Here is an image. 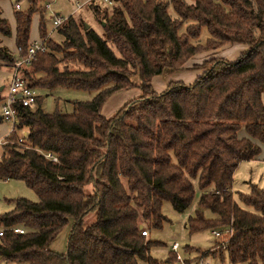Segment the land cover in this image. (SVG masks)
<instances>
[{
    "label": "trees",
    "instance_id": "obj_1",
    "mask_svg": "<svg viewBox=\"0 0 264 264\" xmlns=\"http://www.w3.org/2000/svg\"><path fill=\"white\" fill-rule=\"evenodd\" d=\"M41 1L27 0L31 8L14 13L19 57L27 54L34 5ZM112 2L89 5L101 34L70 16L56 28L60 45L45 38L44 12L39 16L46 52L33 56L22 79L34 90L64 89L91 100L72 102L70 115L18 108L16 130L26 135L13 132L7 139L22 143L1 146L0 181L23 182L37 202L16 199L0 216V259L174 264L175 254L164 263L152 259L150 247L158 243L141 233L146 223L162 228L165 205L184 214L197 197L188 234L219 232L225 240L215 246L227 252L229 264H264V189L252 185L249 194H237L239 203L231 189L239 164L260 160L264 148V0ZM203 29L208 37L201 42ZM0 35L10 37L1 10ZM229 44L247 50L234 62L196 67L202 73L190 85L152 89L154 77ZM15 61L0 44V64ZM134 88L136 99L113 117L102 116L113 95ZM90 213L95 221L84 226ZM69 222L65 253H55L51 244Z\"/></svg>",
    "mask_w": 264,
    "mask_h": 264
},
{
    "label": "rangeland",
    "instance_id": "obj_2",
    "mask_svg": "<svg viewBox=\"0 0 264 264\" xmlns=\"http://www.w3.org/2000/svg\"><path fill=\"white\" fill-rule=\"evenodd\" d=\"M84 0H43L39 4H35L36 12L38 15L44 12L43 20L46 25V37L49 40H52L57 45L62 43V39H59L56 29L53 28L52 19L53 16H59L60 18L65 17H73L75 19L81 18L87 26L92 27L98 34H101V30L97 25L92 12L89 6H86ZM47 2H51L52 9L47 10L45 8V4ZM77 4H81L82 8L80 11H77ZM19 5L21 10L26 11L28 8H31L28 4L27 0H0V10L3 13V17L9 23L10 31L12 34L15 33V21H14V12L15 6ZM74 11V14H70ZM75 11H77L75 13ZM36 13L31 17V33L30 40H38V21L39 16ZM70 14V15H69ZM69 15V16H68ZM13 31V32H12ZM52 33V37H51ZM208 35L206 31L203 29L199 40L204 42L207 39ZM53 38V39H52ZM55 39V40H54ZM7 43L4 45L7 48L13 47L11 38L6 39ZM244 46L241 45H225L221 48L220 53L217 55L215 52L207 53L204 58L199 59L200 64L196 67H200L204 65V63H208L212 60H227L229 62H234L239 57H241L245 52ZM218 51V50H217ZM202 55V54H200ZM196 55V56H200ZM60 59V56H58ZM2 64H0V67ZM5 65V64H3ZM10 68L14 69V63L7 64ZM58 67L62 69L64 67L63 63H59ZM71 68H74L73 65H70ZM194 67V68H196ZM10 68H2L0 70V87H5V91L9 84V80L11 79V69ZM182 69V68H181ZM180 69V70H181ZM196 70V69H195ZM184 71V70H183ZM187 77V80H184V84H187L186 81H190L188 84L193 83L196 80V76L198 75L196 72L187 71L184 73ZM163 75L162 77H165ZM181 76V75H179ZM194 77V78H193ZM161 83L163 81H160ZM132 83L137 86L140 84L139 76H135L132 78ZM187 84V85H188ZM152 89L156 93L159 92L162 88H160L159 84L153 82ZM37 96L39 97V101L41 102L40 106H35V109H41V111L45 114H52L55 111H59L62 114L70 115L73 113L72 102L74 101H90L91 96L84 93L66 91L64 89H58L53 92L50 91H40L38 90ZM139 90L131 89L127 92H121L112 98H110L107 104L104 106L102 111V116L106 119L113 117L116 112L126 103L127 101L136 99L139 95ZM1 100L3 97H1ZM0 105L2 103L0 102ZM1 113V106H0ZM12 124L10 122H2L0 123V142H3L10 134L12 133ZM17 135L21 136L23 131H18L15 129ZM243 134V132H242ZM20 139V138H19ZM18 142H11L9 139H6L4 144L7 143H16L20 145ZM102 144V141L96 140ZM2 145V146H3ZM264 155V154H263ZM263 158V157H262ZM261 158V161L263 159ZM257 186L258 188L264 189V162H241L236 169L233 177L232 183V192L234 193V200L239 203L237 199V194H249L251 186ZM86 191H91V185L86 186ZM16 199H26L30 202L36 203L37 197L33 193V191L29 190L25 184L21 181H0V216L3 214L10 213L14 207V200ZM197 205V197L192 206L189 208L190 210L186 211L184 214L177 213L170 205H165L162 209V214L166 218V222H164L161 229H152L146 223L144 225V231H147L148 236L145 237L147 240L151 242H156L158 245H153L150 247L149 255L152 259L157 260L159 263H164L169 259H172L174 252L172 253L171 246L174 243L179 245L178 254L181 256L183 260H187L188 264H198L200 261L208 262L210 264H229L228 262V254L225 250L222 251V248L215 246V241H222L224 238H217L213 236L210 231H203L194 233L189 235L185 224L187 219L191 217L196 209ZM95 221V214H88L84 218V226H89ZM72 222L62 230L60 235L55 239V241L51 244L50 249L58 254H64L69 231L71 229ZM225 240V239H224ZM198 250V251H196ZM200 252V253H198ZM175 263H176V254ZM224 259L222 262L221 259ZM0 264H14L10 262H6L0 259ZM140 264V263H139ZM143 264V263H141Z\"/></svg>",
    "mask_w": 264,
    "mask_h": 264
},
{
    "label": "built area",
    "instance_id": "obj_3",
    "mask_svg": "<svg viewBox=\"0 0 264 264\" xmlns=\"http://www.w3.org/2000/svg\"><path fill=\"white\" fill-rule=\"evenodd\" d=\"M86 6L91 4H100L103 6H112V0H86ZM47 10L52 9L51 2H47L45 5ZM82 8L81 4H77V11H80ZM16 10L20 9L19 5L15 6ZM75 11V12H77ZM67 18H60L59 16H53L52 24L53 28H58ZM37 52H46V46L44 40H38L29 45L27 50V54L24 57H18L14 62V76L8 86L7 94L3 98L1 105V116L7 122H10L13 126L12 133L15 132L16 123H17V115L18 108H28L31 110H35V106H37L38 96L34 89L30 88L28 84L22 79L20 71L30 66L31 59ZM19 143H22V138L19 139ZM1 145V144H0ZM53 161H56L53 159ZM5 232L4 229L0 228V238L3 236ZM12 232L15 234H24V230L21 228H14ZM215 239L220 237L219 232L212 233ZM142 236L147 237V231H143L141 233ZM172 252L176 254V263L178 264H186L181 256L177 253L179 250V245L174 243L171 246ZM198 264H210L208 262L200 261Z\"/></svg>",
    "mask_w": 264,
    "mask_h": 264
},
{
    "label": "crops",
    "instance_id": "obj_4",
    "mask_svg": "<svg viewBox=\"0 0 264 264\" xmlns=\"http://www.w3.org/2000/svg\"><path fill=\"white\" fill-rule=\"evenodd\" d=\"M86 0H84L83 2H85ZM16 10V9H15ZM21 10V8L19 9V11ZM15 13V12H14ZM13 13V14H14ZM76 13V12H75ZM37 14V13H36ZM70 14H74V11L73 12H71ZM69 14V15H70ZM38 15V14H37ZM68 15V16H69ZM38 16H40V15H38ZM2 18H4L3 17V13H2ZM65 18H68V17H65ZM5 19V18H4ZM6 20V19H5ZM14 21H15V18H14ZM38 27H39V21H38ZM13 32V31H12ZM30 33H31V26H30ZM38 35H39V31H38ZM15 36H16V23H15V33L14 34H12L11 33V31H10V38H11V41H12V45H13V47H11V48H7L5 45H4V43H7L6 42V39L7 38H5V37H2L1 35H0V44H1V46H4V47H6L11 53H13L14 54V56H15V58L17 59L18 57H19V55H18V50H17V48H16V45H15ZM51 37H52V33H51ZM58 37H59V39H61L60 38V36L58 35ZM9 38V37H8ZM53 39V38H52ZM38 40H42L41 38H40V36H39V39ZM38 40H30V34H29V44H31V43H33V42H35V41H38ZM55 40V39H54ZM245 49H246V47H244ZM220 51H221V49H219L218 51H216L215 53L217 54H219L220 53ZM217 54V55H218ZM206 56L207 55V53L206 54H202V55H200V56H194V57H192L183 67H182V69L181 70H178V71H176V72H174V73H172V74H170V75H166L165 77H162V76H158V77H154L153 79H152V81H151V85H153V82H156V83H158L159 84V86H160V88H162L159 92H164L165 90H166V88H167V86L169 85V83H172V82H183L184 83V80H187L186 78V76L184 75V73L185 72H187V71H192V72H196L198 75L196 76V79L198 78V77H200V75H201V71L200 70H195V68L194 67H196L197 65H199L200 64V62H199V59H200V57L201 58H204V56ZM2 67H0V70L2 69V68H10L7 64L6 65H1ZM11 69V79L9 80V84H8V86L10 85V82H11V80H12V78H13V76H14V69H12V68H10ZM184 70V71H183ZM179 75H181V76H179ZM194 78V77H193ZM160 81H163L162 83L160 82ZM187 82V84L190 82V81H186ZM186 84V85H187ZM192 84V83H191ZM188 85H190V84H188ZM8 86H7V89H6V91H5V87H0L2 90H0V96L1 97H5L6 96V94H7V90H8ZM134 89H136V88H134ZM138 90V89H137ZM36 92L38 91V90H35ZM125 92H127V91H125ZM121 93V92H120ZM117 94H119V93H117ZM117 94H115V95H117ZM115 95H113V96H115ZM112 96V97H113ZM111 97V98H112ZM38 102L40 103V101H39V97H38V101H37V106H38ZM108 102V101H107ZM107 102H106V104H107ZM105 104V105H106ZM104 105V106H105ZM1 106V105H0ZM104 108V107H103ZM103 108H102V111H103ZM102 111H101V113H102ZM7 122L6 120H4L3 118H2V116H1V113H0V123H2V122ZM11 135V134H10ZM26 135V132H23V134H22V136L24 137ZM21 136V137H22ZM9 137V136H8ZM7 137V138H8ZM6 136H5V140L3 141V142H0V148H1V146L3 145L2 143H4L5 141H6ZM1 140V139H0ZM263 150H262V159H263V161H261V159L260 160H258L257 162H264V148H262ZM223 251V250H222ZM221 261L223 262L224 261V259L222 258L221 259ZM140 264H141V262H140Z\"/></svg>",
    "mask_w": 264,
    "mask_h": 264
},
{
    "label": "water",
    "instance_id": "obj_5",
    "mask_svg": "<svg viewBox=\"0 0 264 264\" xmlns=\"http://www.w3.org/2000/svg\"><path fill=\"white\" fill-rule=\"evenodd\" d=\"M86 27L88 28V26L86 25ZM0 90H2L1 88H0Z\"/></svg>",
    "mask_w": 264,
    "mask_h": 264
}]
</instances>
